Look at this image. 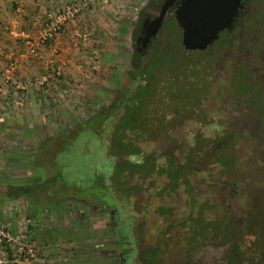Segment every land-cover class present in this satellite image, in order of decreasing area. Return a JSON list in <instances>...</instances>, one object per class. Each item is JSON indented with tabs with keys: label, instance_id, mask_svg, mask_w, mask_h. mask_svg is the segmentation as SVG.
I'll use <instances>...</instances> for the list:
<instances>
[{
	"label": "rangeland",
	"instance_id": "obj_1",
	"mask_svg": "<svg viewBox=\"0 0 264 264\" xmlns=\"http://www.w3.org/2000/svg\"><path fill=\"white\" fill-rule=\"evenodd\" d=\"M148 1L111 0L105 7L86 10L83 19L64 31H70L72 43L84 55L77 62L80 77L68 79L52 98L45 94L46 102L35 106L31 114L14 108L12 100L0 104V194L5 195L6 209L12 213L0 221V230L15 236L27 233L23 242L35 244L38 256L49 264H185L192 257L201 264H213L223 251L221 236L210 223L226 221L230 212V218L236 216L245 225L253 199L259 196L248 194L252 187L248 181L222 175L220 165L204 170L207 157H196L198 132L192 119L173 131L166 128L168 121L161 122L168 103L166 79L153 81L146 107L138 109L140 98L130 89L138 73L133 64L137 59L134 34ZM14 37L25 45V40ZM127 95L132 98L126 101ZM132 100L140 124L129 121ZM37 111L45 117L36 116ZM165 116L168 120L171 114ZM143 117L150 122L143 124ZM177 118L172 116V123ZM125 125L131 136L124 132ZM64 127L70 129V141L52 162L51 137ZM122 142H130L133 152L136 146L141 151L126 154ZM147 155L155 158L147 175L130 176L127 169L115 174L120 166L138 170L133 163H142ZM190 160L198 165L185 168L183 164ZM128 161L132 166L124 164ZM173 162L184 169L179 180L169 172ZM233 182L239 190L232 193ZM12 186L28 190L11 197L7 191ZM33 200L56 205L36 213L29 206ZM202 224L210 227L205 238L193 231ZM113 226L115 233L107 234ZM47 229L76 239L66 236L47 242L42 235Z\"/></svg>",
	"mask_w": 264,
	"mask_h": 264
},
{
	"label": "flooded vegetation",
	"instance_id": "obj_2",
	"mask_svg": "<svg viewBox=\"0 0 264 264\" xmlns=\"http://www.w3.org/2000/svg\"><path fill=\"white\" fill-rule=\"evenodd\" d=\"M183 1L149 0L140 11L133 64L138 72L144 61L142 68L153 75L133 79H166L165 114H171L166 128L176 130L192 119L196 157L220 165L229 180L248 181V194H264V0H242L231 24L210 47L195 53L194 64L176 19ZM172 116L179 117L176 123ZM236 185L232 193L239 190Z\"/></svg>",
	"mask_w": 264,
	"mask_h": 264
},
{
	"label": "crops",
	"instance_id": "obj_3",
	"mask_svg": "<svg viewBox=\"0 0 264 264\" xmlns=\"http://www.w3.org/2000/svg\"><path fill=\"white\" fill-rule=\"evenodd\" d=\"M64 0H0V104L3 101H11L14 108H19V111L34 112V108L42 106L43 102H46L47 96L51 98L57 95L59 88L62 84L68 83V79L74 77H80V66L77 64L78 60H83L84 55L79 53V49L73 44L70 31H66L58 36L54 43L57 45L59 52L55 55L56 65L63 66V73L61 76H54L51 71H48L46 66V59L52 56V51H46L42 56H34L30 60H24L21 62L15 70L11 72L7 71L9 59L11 57H17L20 55L25 45L18 44L14 35L10 32L12 30L19 31L18 38L24 40L25 34L35 35L39 32L42 26V17L47 10H54L61 6ZM60 5V6H59ZM63 5V4H62ZM82 16L79 17L83 19ZM40 77H46L48 81L45 85L39 86L34 79ZM60 79V80H58ZM13 80L19 81L24 85V88H14ZM62 82V83H61ZM137 81H133L130 84V89L136 90ZM14 85V86H12ZM36 86L33 87V86ZM45 86V87H44ZM11 87V88H10ZM46 94V95H45ZM6 101V102H7ZM5 102V103H6ZM20 106V107H19ZM36 116L41 118L45 115L39 111L36 112ZM39 117V118H40ZM68 126V125H67ZM53 128V127H52ZM63 131H68V128L64 127ZM62 131V132H63ZM61 137V136H60ZM52 145L55 147L54 152L51 153L50 159L52 162L55 153L58 151V147H61V140L64 141V137L59 138V134L52 136ZM53 141L55 143H53ZM17 162H15L16 164ZM9 166V163L7 164ZM3 177L0 176V181ZM6 197L0 194V221L7 219L8 212L6 209ZM55 202L48 201H35L29 205L32 209H36V213H41L43 207H54ZM12 214V213H11ZM12 227L15 229V223H12Z\"/></svg>",
	"mask_w": 264,
	"mask_h": 264
},
{
	"label": "trees",
	"instance_id": "obj_4",
	"mask_svg": "<svg viewBox=\"0 0 264 264\" xmlns=\"http://www.w3.org/2000/svg\"><path fill=\"white\" fill-rule=\"evenodd\" d=\"M157 58L159 57H155V59ZM143 62L144 61H142L138 65L139 71L138 73H134V75L136 74V75L145 76V77L152 76L153 73L149 71L148 67L144 69L142 68L144 65ZM149 64H147V66ZM151 65H149L150 68L153 67ZM156 80L157 79H142L141 81L140 79L137 80L136 91H135L136 93L133 91L132 95L135 94L138 96V98H140V104L138 102V109H142L146 107L147 95L152 94V90H150V86L153 84V81L156 82ZM190 92H192V90L187 88V94H189ZM132 95L129 97V99L127 95L126 96L127 98L125 97V100L126 99L130 100V98H132ZM131 104H132L131 105L132 109L131 108L130 109H131V112L133 113L129 117L130 118L129 121L131 120L132 123L135 121L137 123L138 121L140 124L141 120L139 118H138L139 120L136 119V116H135V114L137 113L136 112L137 106H135V101L133 102L132 100ZM143 118L145 120L143 121L142 119V123L146 121L150 122V120L147 119L146 117H143ZM159 118H162L161 122L166 123L165 113L161 114ZM82 127H79V128H82ZM124 130L127 136H131L127 132V130H130L129 126L125 125ZM69 131L70 129H68V131H63L59 133V138L64 137L65 139L64 141L61 140L62 144H61V147H58V151H61V150L63 151L67 148L66 144L70 141L68 139ZM147 131H148L147 133H150V131H154V129L147 130ZM141 132L142 131H140V134H141L140 136L142 137ZM129 139L131 140L133 138L131 137ZM136 147H137L135 148L136 150L133 152L131 151L133 148L130 150V142H127V143L122 142V146H121L123 151L128 152L126 154L136 153V152L139 153L141 150L138 146ZM149 156L153 157L154 155H147L145 159L142 160L143 161L142 163H133L134 165H138V170H129L128 169L129 167L127 168L125 166L124 167L120 166L116 168L114 172L115 174L121 175V172H124V170L127 169V171H129L130 176H135L139 174L141 176H145L148 174L149 171H151V169L153 168L152 166L155 165V163H152L155 158H150ZM194 160L188 161L187 163L183 164V166L185 168L195 167L198 164H196ZM131 163L132 162L128 161V163H124V164L132 166ZM210 165H211V161L207 158L204 160V163L202 166L204 167V170H205ZM222 165L224 166L225 169H227L229 166V163L226 162V163H223ZM168 166H169V170H170L169 172L171 174V177L175 180L176 179L179 180V178L184 173L183 171L184 169L177 168L174 162ZM202 166H200V168H202ZM118 175L115 177H118ZM27 190H28V187H25V186L24 187L23 186H15V187L12 186V187H8L7 192H8V195L11 197H18L20 193L24 194L25 192H27ZM262 212H264V194L259 195L257 199H253L252 208L248 211L247 223H245V225L241 221V219L237 218L236 216L234 218L233 217L230 218V212L226 213V218H227L226 221L225 220L219 221V222L214 221L213 224L210 223V225H212L211 228L213 229V231L216 232V234L221 236V246H222L221 248L223 251L222 256L220 258L218 257L217 259H215L213 261V264H264V214H262ZM113 217H115V215ZM208 228H210L208 225L202 224L201 226L198 225V227L197 226L194 227L193 231L196 233V236L198 234H202L205 238L206 237L205 232L208 230ZM113 230H114V226H113ZM113 230L107 231V234L112 233V232L115 233V230L114 231ZM248 234H251L252 236L251 239L247 238ZM42 235H43L44 240L49 242V241L60 239V238H66L67 233L61 232V231H55L53 229H47L46 231L42 232ZM68 238L73 239V240L76 239V237H68ZM141 256L147 260V255L143 251L141 253ZM188 261L185 262V264H201V262L195 261L193 257L191 258V260L189 259Z\"/></svg>",
	"mask_w": 264,
	"mask_h": 264
},
{
	"label": "built area",
	"instance_id": "obj_5",
	"mask_svg": "<svg viewBox=\"0 0 264 264\" xmlns=\"http://www.w3.org/2000/svg\"><path fill=\"white\" fill-rule=\"evenodd\" d=\"M111 0H69L56 10L47 11L42 19V26L35 35L25 34V47L21 50L19 56L11 57L9 59L7 71L11 72L20 66L24 60H30L34 56L44 55L46 51H52V56L46 59V66L54 76H59L63 73V67L56 65L55 55L58 54L59 49L54 43L55 39L61 35L68 25L75 23V21L91 7H105ZM13 35L18 36L16 30L10 31ZM20 36V35H19ZM48 79L46 77L38 78L36 82L39 86L44 85ZM16 88H24V85L19 81L13 80ZM1 91V87H0ZM27 233L15 236L10 231L0 230V264H34L43 262L38 256V251L35 244L23 242L28 239ZM12 242L16 244L13 245Z\"/></svg>",
	"mask_w": 264,
	"mask_h": 264
},
{
	"label": "water",
	"instance_id": "obj_6",
	"mask_svg": "<svg viewBox=\"0 0 264 264\" xmlns=\"http://www.w3.org/2000/svg\"><path fill=\"white\" fill-rule=\"evenodd\" d=\"M241 2L242 0H184L179 5L176 19L183 28V45L193 64L196 60L195 53L210 47L213 40L231 24ZM151 95L148 94L147 98Z\"/></svg>",
	"mask_w": 264,
	"mask_h": 264
}]
</instances>
